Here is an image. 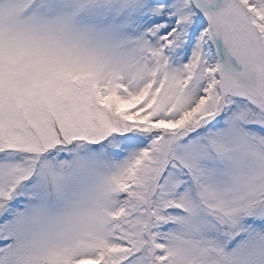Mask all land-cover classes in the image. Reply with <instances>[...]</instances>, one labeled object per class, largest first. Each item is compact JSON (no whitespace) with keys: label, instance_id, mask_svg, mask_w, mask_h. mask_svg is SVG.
Here are the masks:
<instances>
[{"label":"snow or ice","instance_id":"1","mask_svg":"<svg viewBox=\"0 0 264 264\" xmlns=\"http://www.w3.org/2000/svg\"><path fill=\"white\" fill-rule=\"evenodd\" d=\"M0 264H264V0H0Z\"/></svg>","mask_w":264,"mask_h":264}]
</instances>
